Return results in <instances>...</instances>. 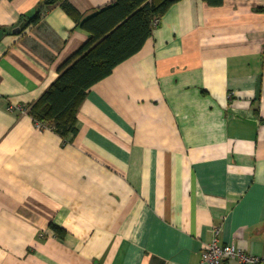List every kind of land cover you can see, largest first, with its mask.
I'll return each mask as SVG.
<instances>
[{"label":"crops","instance_id":"1","mask_svg":"<svg viewBox=\"0 0 264 264\" xmlns=\"http://www.w3.org/2000/svg\"><path fill=\"white\" fill-rule=\"evenodd\" d=\"M39 2L0 0V264H200L215 227L264 256V0L174 3L65 139L29 107L88 33Z\"/></svg>","mask_w":264,"mask_h":264},{"label":"trees","instance_id":"2","mask_svg":"<svg viewBox=\"0 0 264 264\" xmlns=\"http://www.w3.org/2000/svg\"><path fill=\"white\" fill-rule=\"evenodd\" d=\"M181 0H115L84 17L69 0H40L25 24H36L45 8L59 5L88 33L87 40L58 69V77L29 107L36 122L62 138L75 137L77 113L91 87L108 77L114 68L142 49L156 22ZM220 6L224 0H203ZM60 237L66 230L51 223Z\"/></svg>","mask_w":264,"mask_h":264},{"label":"built area","instance_id":"3","mask_svg":"<svg viewBox=\"0 0 264 264\" xmlns=\"http://www.w3.org/2000/svg\"><path fill=\"white\" fill-rule=\"evenodd\" d=\"M37 124L43 126L40 122ZM219 234L220 228L215 227L211 242L203 249L200 264H264V256L249 254L233 243H221Z\"/></svg>","mask_w":264,"mask_h":264},{"label":"water","instance_id":"4","mask_svg":"<svg viewBox=\"0 0 264 264\" xmlns=\"http://www.w3.org/2000/svg\"><path fill=\"white\" fill-rule=\"evenodd\" d=\"M24 27V23H22L20 26H19V28H17V29H20V28H23ZM248 122H250L251 124H255L256 123V121H254V120H247Z\"/></svg>","mask_w":264,"mask_h":264}]
</instances>
